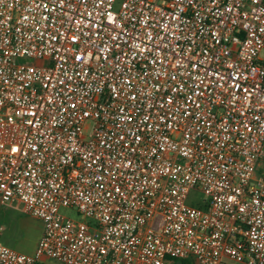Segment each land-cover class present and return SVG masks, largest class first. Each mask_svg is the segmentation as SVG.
I'll list each match as a JSON object with an SVG mask.
<instances>
[{"label":"built area","instance_id":"built-area-1","mask_svg":"<svg viewBox=\"0 0 264 264\" xmlns=\"http://www.w3.org/2000/svg\"><path fill=\"white\" fill-rule=\"evenodd\" d=\"M117 3L0 0V264H264V0Z\"/></svg>","mask_w":264,"mask_h":264},{"label":"rangeland","instance_id":"rangeland-1","mask_svg":"<svg viewBox=\"0 0 264 264\" xmlns=\"http://www.w3.org/2000/svg\"><path fill=\"white\" fill-rule=\"evenodd\" d=\"M121 0H118L116 9L119 8ZM94 123H89L87 135L90 136ZM207 197L199 190L194 189L190 192L187 204L203 208ZM61 214L68 219L76 222L88 221L76 208H62ZM93 223V221H90ZM0 227L4 230L0 232V242L19 252L33 254L38 244L40 227L42 223L24 212L20 202L10 203L0 206ZM46 264H63L59 260L50 259Z\"/></svg>","mask_w":264,"mask_h":264},{"label":"snow or ice","instance_id":"snow-or-ice-1","mask_svg":"<svg viewBox=\"0 0 264 264\" xmlns=\"http://www.w3.org/2000/svg\"><path fill=\"white\" fill-rule=\"evenodd\" d=\"M99 2H100L101 4H105V3H106V0H99ZM216 2H217V0H213V3H216ZM60 3L63 4V3H64V0H60ZM108 6H111V5L109 4ZM105 11H106V10H105ZM106 14H107V16H108V23H109L110 25H113V27H112V31L115 32V31L117 30V28H119V29H120V32L122 33V32H123V28L120 27L118 19H117L116 17H113V16L111 15V13H106ZM88 15H91V13H89ZM71 39H72V41H76L77 36H76V35H73V36L71 37ZM76 59H77V60H82L83 57H81V56H77ZM73 107H75V105H73ZM129 119H131V117H129ZM11 150H12L13 152H18V151H19V149L16 148V147H13ZM3 187H5V186H4L3 184H0V188H3Z\"/></svg>","mask_w":264,"mask_h":264},{"label":"crops","instance_id":"crops-1","mask_svg":"<svg viewBox=\"0 0 264 264\" xmlns=\"http://www.w3.org/2000/svg\"><path fill=\"white\" fill-rule=\"evenodd\" d=\"M41 222V221H40ZM42 223V222H41ZM42 233H43V224H42V227H40V235L38 237V239H40V237L42 236ZM48 261V260H45V262ZM46 264V263H45Z\"/></svg>","mask_w":264,"mask_h":264}]
</instances>
